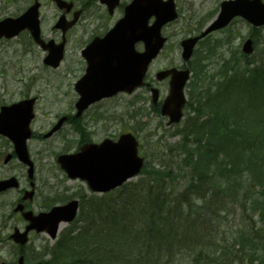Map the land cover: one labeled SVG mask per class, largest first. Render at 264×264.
Here are the masks:
<instances>
[{"label":"trees","instance_id":"1","mask_svg":"<svg viewBox=\"0 0 264 264\" xmlns=\"http://www.w3.org/2000/svg\"><path fill=\"white\" fill-rule=\"evenodd\" d=\"M239 56L240 64L211 77L197 68L190 101L197 116L178 146L212 194L204 184L178 194L164 178L148 177L92 195L53 247V264H264L255 228L264 224V54L253 66ZM232 213L240 220L231 231Z\"/></svg>","mask_w":264,"mask_h":264},{"label":"rangeland","instance_id":"2","mask_svg":"<svg viewBox=\"0 0 264 264\" xmlns=\"http://www.w3.org/2000/svg\"><path fill=\"white\" fill-rule=\"evenodd\" d=\"M42 1V21L44 32L48 36H58L60 31L52 29V24L60 15L53 0ZM222 0H176L180 17L169 25L165 33L171 37L163 54L156 59L150 69L147 82H152L160 88L164 98L169 88L167 79L158 81L156 72L170 66L184 64L181 59L180 41L186 36L196 34L206 23L216 16ZM27 6V0H0V19L9 15H18ZM98 7L99 4H98ZM101 8V7H100ZM89 18V15L84 16ZM82 27H77L72 40L67 47L62 65L51 68L43 62V50L30 44L28 37L22 35L14 40L0 38V105L21 100L24 97H37L35 106L36 117L32 128L34 137L29 140L30 152L36 162V178L38 193L31 203L35 211L48 209L59 198L66 199L70 195H89L88 186L84 181L70 179L57 162V156L74 150L84 140L100 142L104 137L118 136L122 131L134 132L140 140L141 154L147 157L145 173L136 176V180H146L147 177L166 178L171 185L181 190L188 184L187 170L178 165L183 161L178 157V144L181 135H175V129L182 127L185 119L172 127L167 124V117L160 114L159 105L153 104L152 93L146 87L132 95L121 96L110 101H104L90 108L78 121L67 120L64 126L51 137H43L62 116H71L76 112L75 103L78 94L75 89L76 80L82 75L83 63L80 62V47L87 33L82 34ZM251 26L245 21H235L227 29L211 34L197 47V58L201 67L220 70L225 61L237 59L242 42L249 37ZM75 34V35H74ZM77 35H82L77 38ZM256 35V34H255ZM255 53L258 57L264 52V28L257 34ZM77 38V39H76ZM33 48V49H32ZM27 53H23L25 50ZM189 113V112H188ZM189 115V114H188ZM187 117V116H186ZM177 148V149H176ZM11 144L4 136H0V179L16 175L21 180V188L27 187V167L17 158L5 163L6 154L12 152ZM21 190L14 189L0 195V264L17 263V252L13 241L8 239L14 227L23 228L25 221L13 207L15 199ZM232 222V219L230 220ZM81 224V222H79ZM72 225V224H71ZM71 226L64 225L59 237L52 240L44 232L31 233L28 244L22 249L27 263L36 262L42 257V252L51 248L65 230ZM21 250V251H22ZM50 256L45 257L48 260Z\"/></svg>","mask_w":264,"mask_h":264},{"label":"water","instance_id":"3","mask_svg":"<svg viewBox=\"0 0 264 264\" xmlns=\"http://www.w3.org/2000/svg\"><path fill=\"white\" fill-rule=\"evenodd\" d=\"M59 6L65 5L64 0H57ZM117 0L111 3L110 7L116 5ZM39 3L31 6L28 11L18 19L6 18L0 22V35L12 36V30L28 26L31 28L36 39L39 38ZM154 13L158 20L154 25L148 27L147 18ZM218 18L211 23L205 31L196 37L186 38L183 42V57L188 59L196 42L207 33L229 24L235 16L242 14L250 22L256 25L264 23V3L262 0H227L221 5ZM175 5L172 0H134L128 5L126 15L118 22L116 27L105 38L96 39L86 51L90 66L87 75L76 83L81 93L77 103L80 114L88 104L104 96H110L121 90L132 91L136 86L142 84L147 67L163 46L166 37H161L163 22L176 17ZM63 21V20H62ZM146 41V51L138 52L134 49L136 41ZM251 40L245 43L244 50L252 51ZM62 58L60 51H55L46 62L52 65H59ZM172 74L170 95L165 100L162 113L171 116V122L178 121L182 117V107L185 102L184 87L190 75L189 68L186 70L167 69L159 73V77ZM155 98L158 93L155 90ZM34 99L22 101L19 104L3 107L0 114V131L12 137L16 144L17 154L24 162H32L29 159L25 140L31 135L29 131L30 120L33 118ZM63 120L60 121V124ZM59 125L56 126V128ZM55 128V129H56ZM138 142L131 134H124L119 142L106 140L101 145L90 144L81 148L77 155H62L59 160L71 176H82L86 178L94 190L106 191L120 185L127 178L134 176L143 165V159L139 157L137 150ZM16 185V179L0 182V191L6 187ZM78 202L54 207L51 212L33 216L32 212H26L25 217L33 223L27 227L41 230L46 228L56 236L61 221H71L78 210ZM16 209H21V206ZM16 230L13 238L15 241L25 243L28 239V232ZM19 264H23V256Z\"/></svg>","mask_w":264,"mask_h":264},{"label":"flooded vegetation","instance_id":"4","mask_svg":"<svg viewBox=\"0 0 264 264\" xmlns=\"http://www.w3.org/2000/svg\"><path fill=\"white\" fill-rule=\"evenodd\" d=\"M81 9L83 10V13H84V10H85V11L87 10V8H86L85 5H84V6L81 5ZM91 25L93 26V33H96V31H97L98 29H101L102 27L105 26V23L102 22V21H95V22H92ZM22 33H23V34H26V33H28V32H27V31H23Z\"/></svg>","mask_w":264,"mask_h":264},{"label":"bare ground","instance_id":"5","mask_svg":"<svg viewBox=\"0 0 264 264\" xmlns=\"http://www.w3.org/2000/svg\"><path fill=\"white\" fill-rule=\"evenodd\" d=\"M31 38H33V37H31ZM255 226H256V224H255ZM256 229H261V231L262 232H264V224H262L260 227H255Z\"/></svg>","mask_w":264,"mask_h":264}]
</instances>
